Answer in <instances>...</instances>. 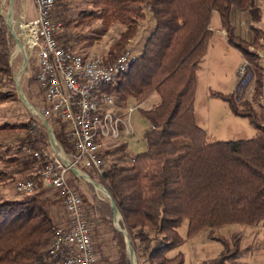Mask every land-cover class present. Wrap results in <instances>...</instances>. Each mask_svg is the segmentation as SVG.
Returning a JSON list of instances; mask_svg holds the SVG:
<instances>
[{
  "label": "trees",
  "instance_id": "trees-1",
  "mask_svg": "<svg viewBox=\"0 0 264 264\" xmlns=\"http://www.w3.org/2000/svg\"><path fill=\"white\" fill-rule=\"evenodd\" d=\"M87 4L89 8L81 10L76 20L66 25L90 28L100 21L101 27L95 32L98 36H91L89 42L103 36L112 22L125 27L119 41L103 56L106 63H112L127 50L147 14L153 16L155 23L142 54L107 87L120 104L132 101L138 105L149 121L151 129L144 135L146 151L129 155L126 142L108 147L101 155L105 169L98 175L99 183L118 207L136 264H184L182 252L172 255L186 241L179 233L184 222L188 223V240L206 229L226 225L264 227L262 114L252 103L238 104L243 98L238 81L233 94L212 92V96L228 103L234 115L247 118L258 131L255 138L209 142L195 115L197 72L213 38L211 23L215 12L228 44L250 64L254 101L261 98L264 67L259 51L263 48L264 32L252 26L248 33L253 37L248 41L239 35L233 22L234 15L246 14L251 24L258 23L261 15L256 0H87ZM63 5L61 0H55L53 15L63 12ZM61 31L58 40L80 53L72 39ZM12 48L0 4V106L18 100ZM38 90L42 94L39 87ZM153 93L159 95V103L151 109H141ZM48 124L64 150L74 152L68 125L56 119H49ZM48 146L49 134L39 120L0 123V187L22 181L16 180L17 175L36 183L34 191L20 194L21 198L0 197V264L52 261L50 245L61 225L57 224L54 207L62 199L58 190L43 185L34 157L35 152L44 154ZM75 181L76 177L69 173L73 187ZM108 224V241L113 251L104 253L97 242L100 263L132 264L125 235L111 221ZM98 226L92 228L93 236ZM208 237L221 243L223 249L203 264H240L245 251L241 234H233L230 239L212 233Z\"/></svg>",
  "mask_w": 264,
  "mask_h": 264
},
{
  "label": "built area",
  "instance_id": "built-area-1",
  "mask_svg": "<svg viewBox=\"0 0 264 264\" xmlns=\"http://www.w3.org/2000/svg\"><path fill=\"white\" fill-rule=\"evenodd\" d=\"M31 1L34 18L28 19V12H22L16 20L12 10L8 12V26L11 25L19 40L18 44L11 32L14 39L11 61L21 55L23 60L26 57L27 65L34 64V77L43 95V104L34 112L47 122L56 119L68 125L74 145V152H66L52 131L49 142L53 152L34 153L43 185L60 192L67 217L50 245L49 264H101L92 235L94 220L82 195L70 184L69 173L77 180L83 178L92 183L85 172L101 173L105 169L102 153L133 135L130 117L138 105L120 104L107 87L130 69L136 57L126 50L112 63H106L101 55L76 52L57 38L62 25L53 19L55 0ZM249 67L244 60L238 71L241 97L251 80ZM110 141L114 143L109 144ZM35 188L33 180L16 184L19 194L31 193Z\"/></svg>",
  "mask_w": 264,
  "mask_h": 264
},
{
  "label": "rangeland",
  "instance_id": "rangeland-1",
  "mask_svg": "<svg viewBox=\"0 0 264 264\" xmlns=\"http://www.w3.org/2000/svg\"><path fill=\"white\" fill-rule=\"evenodd\" d=\"M25 1L28 3L27 5L30 6L31 10L33 5L32 1ZM61 1L64 4L62 7L63 12H56L53 15L54 21L59 22L62 25L61 34H67L69 36V39H72V45L77 51H80V53L85 52L89 55L98 54L101 56L107 55L113 45L117 41H119L122 32L125 30V27L120 23L112 22L107 32L103 36H101L100 38L95 37L96 39L94 41L89 42L88 38H90L91 36H98V34L95 32H97L96 30L100 29L101 27L100 21H97L90 28L86 27L76 29L70 25H66L67 22H73L74 20H76L81 10L89 8L87 0ZM0 4L1 14L8 27L7 16L9 12L10 0H0ZM21 9V0H14L12 6V16H14V19L17 20L19 15L22 13ZM34 17V12H30L28 14V19ZM233 22L237 27L239 35L250 41V38L253 37V35H249L248 31H250V28L255 25L250 23L251 21L249 20V16L243 14L241 17H236L234 15ZM211 26L215 31L216 38H221L222 35L217 34V31L221 27L220 18L218 13L216 12L212 16ZM154 28L155 23L153 16L151 14H147L146 20L140 24L136 36L127 44V50H130L135 57L140 56L143 52L144 44ZM8 31L10 36L12 37L9 27ZM12 40L13 48L11 57L12 53L14 52L13 37ZM230 50L231 54L227 52L226 47L220 44L215 45L213 49L209 50L207 57L201 64V70L199 71V73L197 72V100L195 102V112L198 118V124L201 125V127L205 125L204 122L207 112L211 108L208 97L209 89L211 88L213 90H219L223 91L224 93H229V89H234L233 87H235L237 71H239L238 68H240V65L242 66L244 60H242L239 53L235 51V49ZM250 50L256 51V49L253 47H250ZM11 64L13 67L15 88L18 95V100L0 106V123H22L32 118L35 120H39L43 124L40 117L31 108H29L22 102L16 85V83L18 82L20 91L23 93L30 106L34 107L35 109H39L41 107L43 102V95L39 93L40 91L38 90L36 81L34 80V64L32 62H29L26 69L21 73L20 76H18V74L21 72L24 65L23 57L21 55H17V57L13 59ZM224 86L226 88H224L225 90H222ZM253 95L254 87L252 81L251 83H249L248 88L245 90L243 98L238 101V104H242V102L252 103L254 109L257 112L262 113L261 98H259L258 101L255 102L253 99ZM159 100V95L157 93H153L146 102L141 104L140 108L145 110L151 109L159 103ZM129 102L133 103L132 101ZM216 104L218 105V107L215 110L219 112L217 114L219 116L220 114H224V112L226 111V103H224V101H222L221 99H217ZM239 122H243V124H246L247 121ZM130 124L134 130V133L130 137L126 138V143L128 144L129 155L135 156L146 151L147 145L144 135L151 129V125L149 121L141 114L138 108L135 109V111L131 114ZM226 137L227 136H225V138L223 139H226ZM14 141V139L11 140V142L15 145L16 143ZM113 143L114 142L112 141L109 142V144ZM45 152L49 154L53 152V147L51 146L50 142ZM85 173L89 176L93 183L101 185L98 179V175L100 174L99 172L86 171ZM23 178V176H16V180H23ZM93 183H90L86 179L82 178L81 180L73 182V185L74 187L78 188L80 194L83 196L87 212L94 220L93 228L96 225H99L95 233L93 232L95 245H97L98 242V244H101L103 246L102 250L104 253H110L113 251V249L111 248L110 242L108 241L111 234L108 232L107 226L109 225L108 222L111 221L113 226L116 228L114 223L113 209L111 207L109 197L106 194L98 191ZM16 184L17 183L14 182L9 183L5 186H1L0 197H2L4 200L21 198L23 195L17 193ZM50 192V194L54 195L53 191ZM54 208L56 213L58 214L57 224H61L60 226L65 225L67 217L63 202L58 201V204ZM120 226L122 230H124L121 220ZM187 230L188 223L184 222L179 229V233L186 241L179 249L172 253V255H174L178 252H182L185 256L184 264H203L210 259L216 258L221 253L223 249L222 244L210 239L208 237L209 233L228 239H230L233 234H241L243 236L242 248L245 249V251L238 262L240 264H264L263 226L250 227L245 225L232 224L214 229L210 228L202 231L196 237L189 240L187 239Z\"/></svg>",
  "mask_w": 264,
  "mask_h": 264
},
{
  "label": "crops",
  "instance_id": "crops-1",
  "mask_svg": "<svg viewBox=\"0 0 264 264\" xmlns=\"http://www.w3.org/2000/svg\"><path fill=\"white\" fill-rule=\"evenodd\" d=\"M13 3H14V1L11 2V0H10L9 10H12ZM27 4L28 3L25 0H21V6H22L21 12H28V14L30 12H34L33 5H32V9L30 10V6H28ZM256 5L260 9L261 17H260V21L258 23L254 24L255 25L254 27H256V28H258L264 32V0H256ZM220 27H221V22H220ZM211 29L213 30L214 34H213L212 40L209 43L208 50H207V53L203 59V62H204L205 58L207 57L209 50L213 49L215 47V45H217V44H220V45L226 47L227 52L230 54H231L230 49H235L234 47H232L228 44L227 39H226V35H225V31L222 29V27L217 31V34L222 35L221 38H216V34H215V31L212 28V26H211ZM261 45L263 48L259 51V53H260V56L262 59L263 67H264V40L261 41ZM235 51H237L239 53L242 60H245L242 53L239 50L235 49ZM82 54L89 56V54H87L85 52H82ZM201 68L202 67L200 66L199 71L201 70ZM199 71H198V73H199ZM198 73H197V76H198ZM237 83H238V71H237L236 80H235V87H233L234 89H229L230 90L229 93H224L223 91H219V90H213L211 88L209 89L208 97H209L211 108L207 112L206 119L204 122L205 125H203L204 127L203 126L201 127V125L198 124V118H197V115L195 112L196 122L206 132L209 142L246 140V139L255 138L258 134V131L254 128V126L250 123V121L247 118L238 117L232 113L228 103L224 102V103H226V106H225L226 111L224 112V114H220V116H219L217 114L219 112L217 110H215L218 107V105L216 104V100L219 98L212 96V92H219V93H222L224 95L233 94L236 90ZM224 88H226V87L224 86L222 90H225ZM227 90H228V87H227ZM196 100H197V93H196ZM261 106H262V109H261L262 113L261 114H262L263 122H264V91H263L262 96H261ZM239 121H247V122H246V124H243V122H239ZM225 136H227L226 139H223V138H225Z\"/></svg>",
  "mask_w": 264,
  "mask_h": 264
},
{
  "label": "water",
  "instance_id": "water-1",
  "mask_svg": "<svg viewBox=\"0 0 264 264\" xmlns=\"http://www.w3.org/2000/svg\"><path fill=\"white\" fill-rule=\"evenodd\" d=\"M13 1H14V0H11V2H13ZM10 11H11V10H9V12H10ZM8 27H9L10 32H12V34L15 36L14 30H13V28L11 27V25H9ZM15 39H16V42L19 44V40L16 38V36H15ZM26 67H27V59H26V57L24 56V65H23V68H22L21 72L18 74V76L21 75V73L26 69ZM16 85H17V90H18V92H19V94H20V98H21L22 102H23L25 105H27L29 108H31L33 111H36V109H35L34 107H32V106H30V105L28 104V102H27L25 96H24L23 93L20 91L19 83H18V82L16 83ZM40 119L42 120V122H43V124H44V126H45V128H46V130H47V132H48V134L50 135V138L52 139V129H51V127L49 126L47 120H46L43 116H40ZM92 183H93V182H92ZM93 184H94V186H96V185L101 186V185H99V184H97V183H93ZM101 187H102V186H101ZM102 188L104 189L105 194H106V195L109 197V199H110L111 207H112V209H113L114 223H115V221H116V219H117L118 216L121 218L120 213H119V210H118V207H117V205L115 204V202L113 201V199H112V197L110 196L109 192H108L104 187H102ZM115 226H116V223H115ZM116 229H117L121 234L125 235L126 240H127V243H128L129 253H130V256H131V259H132V264H136L134 250H133V248H132V246H131V244H130L129 238H128V236H127V232H126L125 230H122L121 227L118 228V227L116 226Z\"/></svg>",
  "mask_w": 264,
  "mask_h": 264
},
{
  "label": "bare ground",
  "instance_id": "bare-ground-1",
  "mask_svg": "<svg viewBox=\"0 0 264 264\" xmlns=\"http://www.w3.org/2000/svg\"><path fill=\"white\" fill-rule=\"evenodd\" d=\"M96 188H97L98 191H100V192H102V193L105 194V191H104V189H103L101 186L96 185ZM120 220H121V218L118 216L117 219H116V221H115L116 226H117L118 228L121 227V226H120Z\"/></svg>",
  "mask_w": 264,
  "mask_h": 264
}]
</instances>
